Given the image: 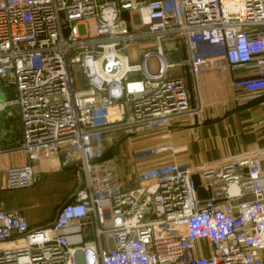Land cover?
<instances>
[{"label":"built area","instance_id":"obj_1","mask_svg":"<svg viewBox=\"0 0 264 264\" xmlns=\"http://www.w3.org/2000/svg\"><path fill=\"white\" fill-rule=\"evenodd\" d=\"M168 41L184 48L180 61ZM177 66L193 77L241 67L233 85L264 93V0H0V89L13 94L0 111L16 108L30 160L63 153L80 179L46 225L0 206V264H264V148L198 171L206 198L194 167L142 165L124 189L107 157L114 129L169 131L200 112ZM133 73L140 83L126 86ZM37 178L34 165L6 170L8 188Z\"/></svg>","mask_w":264,"mask_h":264},{"label":"crops","instance_id":"obj_2","mask_svg":"<svg viewBox=\"0 0 264 264\" xmlns=\"http://www.w3.org/2000/svg\"><path fill=\"white\" fill-rule=\"evenodd\" d=\"M167 43L173 47L177 44L173 41ZM166 49L172 61L178 62L184 57L182 45L173 49L168 45ZM175 69L176 74L185 75L184 66ZM246 72L241 67H213L198 73L196 77L191 76V105L200 104L201 110L192 117L175 119L169 131H149L134 144L125 140L120 128L108 132L105 140L108 143L107 157L114 158L117 164V176L122 188L129 189L138 184L139 166L176 163L196 168L198 195L206 198L210 193L198 171L264 148V93L252 96L243 88L233 85L234 79ZM10 109L15 119L13 136L8 135L9 124L4 119V111H0V206L7 211H21L31 227L46 225L53 220L57 206L67 200L79 185L78 161L64 165L63 153L41 157L37 162L30 160L20 147L16 108L11 106ZM145 146H156L160 150L144 163H137L132 157L133 151ZM25 164L34 165L37 181L27 187L8 188L7 168ZM92 239L93 236L85 234V241ZM203 246L204 256H209L210 249Z\"/></svg>","mask_w":264,"mask_h":264},{"label":"rangeland","instance_id":"obj_3","mask_svg":"<svg viewBox=\"0 0 264 264\" xmlns=\"http://www.w3.org/2000/svg\"><path fill=\"white\" fill-rule=\"evenodd\" d=\"M168 45L173 49L175 46H177L179 44H175L174 47H173V45L171 43H166L165 46L167 47ZM130 53H131V58H135L134 50H131ZM175 72H177V69L171 71L172 74L175 73ZM140 81H141V77H140V75L138 73L130 74L128 76V80L126 81V86H127V84H130V83H140ZM75 87H79V84H78L77 80L75 81ZM0 115H1V113H0ZM4 119L6 121V124H9V127H8V133L9 134L8 135L13 136V134L15 132V123H14L15 119H14V117L9 116V117H5ZM141 137L142 136L139 135V134H137V135H129V136L125 137V140L127 142H129V143L131 142V143L134 144V142H136L137 140L141 139ZM104 147L106 149L108 148V143L107 142L104 143ZM77 164H79V163H77ZM144 166H146V165L144 164ZM139 172H140V166L137 169V175L139 174ZM79 182H80V179L78 180V184H79Z\"/></svg>","mask_w":264,"mask_h":264},{"label":"water","instance_id":"obj_4","mask_svg":"<svg viewBox=\"0 0 264 264\" xmlns=\"http://www.w3.org/2000/svg\"><path fill=\"white\" fill-rule=\"evenodd\" d=\"M185 76H186V81H187V86L189 89V94H190V100L193 101V90H192V85H191V75L189 72V69L187 66H185ZM130 97V95H129ZM7 103L6 95L5 93L0 89V107L4 106ZM1 123V120H0Z\"/></svg>","mask_w":264,"mask_h":264},{"label":"trees","instance_id":"obj_5","mask_svg":"<svg viewBox=\"0 0 264 264\" xmlns=\"http://www.w3.org/2000/svg\"><path fill=\"white\" fill-rule=\"evenodd\" d=\"M0 87H1V81H0ZM2 89L6 95V99H10L13 96L11 89H7V88H2Z\"/></svg>","mask_w":264,"mask_h":264}]
</instances>
